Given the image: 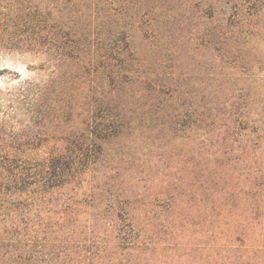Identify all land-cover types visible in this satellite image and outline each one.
I'll return each instance as SVG.
<instances>
[{
  "label": "trees",
  "instance_id": "16d2710c",
  "mask_svg": "<svg viewBox=\"0 0 264 264\" xmlns=\"http://www.w3.org/2000/svg\"><path fill=\"white\" fill-rule=\"evenodd\" d=\"M179 1L0 0V53L41 57L37 77L0 69V264L28 259L29 207L57 241L47 264H69L85 204L94 254L76 264H154L184 210L256 204L264 0Z\"/></svg>",
  "mask_w": 264,
  "mask_h": 264
},
{
  "label": "rangeland",
  "instance_id": "374dc122",
  "mask_svg": "<svg viewBox=\"0 0 264 264\" xmlns=\"http://www.w3.org/2000/svg\"><path fill=\"white\" fill-rule=\"evenodd\" d=\"M206 1L212 5L219 3V0ZM179 2V0H172L170 5L173 7L174 12L181 14L178 11ZM207 4L202 3L200 7L207 9ZM206 11L208 12V10ZM199 13L197 10L193 14L197 16ZM195 22L194 19L193 21L187 20L180 27V31H176L180 34V40L187 41L188 39L191 43L189 33L193 31ZM141 41L139 30H135L133 33L134 44L137 47H144L143 45L140 46ZM40 61L41 57L30 54L0 53V69L7 68L9 71L19 72L23 78L37 77V72L32 70L31 66H37ZM190 74H194L193 77L197 76L198 78L196 72L190 71ZM0 84L8 87L14 85L12 83L6 84L1 76ZM89 194V192H85L82 197ZM256 199L255 205H242L236 201L216 202L212 204L213 208L209 207L207 209V212L212 214L210 219H207L208 217L206 218L201 212L184 210L182 215L185 218L182 222L183 225L178 226L180 231L177 230L172 235L167 233L165 236L159 233L161 238H165L166 243L161 246L165 248L164 250L158 249V252H156L154 264H264V191ZM81 210L84 213H81L78 217L80 226L77 227V223L76 227L72 225L70 229L75 227L77 232H83V236L81 238L80 235H77L78 237L75 239L78 242L69 241L68 245L70 246L72 244L79 245L78 247H75L76 245L70 247L67 251L69 255H67L66 261L69 264H76L79 261L90 263L94 254L90 239L95 240V238L90 234V223L96 211L86 204ZM46 214V209L41 206L29 207L25 213L24 225L27 235L24 237L23 243L28 259L24 264H47L49 257L47 253H52V255L57 253L54 246L57 245V241L55 243L52 241L54 236L43 231L45 222L49 221ZM50 215L56 218L55 213ZM110 222L109 218L102 221L104 225ZM155 230H160V226L157 225ZM100 231L102 233V228ZM99 237L104 238V235ZM99 237L98 239L101 240ZM181 238L188 244L187 246L181 245L184 247L183 249L178 243ZM92 261L94 262V259Z\"/></svg>",
  "mask_w": 264,
  "mask_h": 264
}]
</instances>
